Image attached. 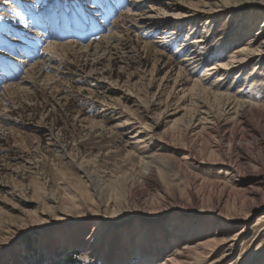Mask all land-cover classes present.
I'll return each instance as SVG.
<instances>
[{"label": "rangeland", "instance_id": "obj_1", "mask_svg": "<svg viewBox=\"0 0 264 264\" xmlns=\"http://www.w3.org/2000/svg\"><path fill=\"white\" fill-rule=\"evenodd\" d=\"M6 1L0 18L21 15L10 24L25 22L35 39L18 30L15 46L23 48L0 46L8 72L1 92L47 43L84 47L117 37L98 52L59 53L58 71H47L34 88L13 89L0 107V264H163L189 242L242 231L228 257L212 245L191 264H249L250 255L263 264L264 123L251 113L258 131L247 127L236 108L214 97L223 73L205 71L246 47L264 28V14L230 8L212 25L191 18L162 35L138 29L127 0H13L10 9ZM209 2L150 0L142 7L162 13L172 4L179 14ZM49 14L67 32L47 34ZM33 21L43 27L32 28ZM198 40L206 49L193 44ZM194 51L197 63L189 60ZM244 68L222 92L242 90L262 104L264 55Z\"/></svg>", "mask_w": 264, "mask_h": 264}, {"label": "bare ground", "instance_id": "obj_2", "mask_svg": "<svg viewBox=\"0 0 264 264\" xmlns=\"http://www.w3.org/2000/svg\"><path fill=\"white\" fill-rule=\"evenodd\" d=\"M253 1H254V3L246 2V0H218V1L210 0V2H213V3H210V2L205 3L201 6H200V4H199V6L198 5H192V4L190 6H183L184 11L182 13H179V14L173 12L172 4H167L164 7L162 13H157L155 11V9L152 8L151 6L146 7V8L142 7V4L150 2V0H127L126 4L130 6V11L133 12V15L136 17L137 21H141V24L139 25L138 29H143L144 31L148 30V31H151L152 33L153 32L155 33L156 31H162V35H165L167 33V31L170 30V26L172 24H174V22H176V23L179 22V24L181 25L182 22L184 23L186 20L191 19V18L203 20V21H205L206 25H212L213 23H215L216 18L220 14L225 13L230 8L235 9V10H243L245 8L256 7L260 13L262 12L264 14V0H253ZM4 3H5L4 5L6 8L10 9L13 7V4H11L8 1H6ZM48 3L51 4V2H48ZM56 6H58L57 3H56ZM176 12H178V11H176ZM259 12L258 13L252 12V15L254 16L253 18L261 17V14H259ZM45 13H47V12H45ZM21 17H22L21 15L16 14L13 16H6L3 18L2 17L0 18V20H1L0 21V29H1L0 35L6 34V36H3V38L0 37L1 48H2V46L4 49H9L10 47H12L13 50L23 48V45L21 42H19L17 47L15 46V43L17 42L15 36L17 34L16 31H18V30H21L22 32H24L27 37L30 36L31 38L35 39L34 33H32L31 30H27V29L24 30L25 22L23 24L14 25V28L10 24V21L14 22V23H19L21 21ZM45 17H46L45 19L48 22H50V24L48 25V28L45 27L47 34H48V32L49 33H65V32H67V30L63 26H60L59 24L53 25L54 23L48 20L50 18V14H49V16H45ZM251 21L252 20H250L249 22L251 23ZM33 23H34V21H33ZM250 23L248 24V28H251ZM35 25H36V23L33 24L32 28L40 29V27L41 28L43 27V25L41 23H38L36 26ZM180 25H178V27ZM28 26H29V24L26 26V28ZM51 26H52V28H51ZM9 27H12L15 30V32L14 33L13 32L12 33L7 32V29ZM79 27H85V24H81ZM115 28H116V25L113 24L111 29L109 30V32ZM239 28H240V26H237V29H239ZM176 29H177V27H176ZM171 31H172V29H171ZM204 32H206V30H204ZM238 32H236L237 36H239L242 33V31L240 33H238ZM246 32H248V31H246ZM115 33H117V32H115ZM233 33H235V32H233ZM115 36L116 35L114 33H109V34L103 35L99 41L89 43L88 45H86L84 47L78 46L80 43L75 44L76 42L75 43H72V42L61 43V42H63V41H61L58 43L57 42H54V43L51 42L50 44L46 42L47 46L41 51L43 54L41 53L42 55H40L39 58L35 62L30 63L29 67L26 69L25 74L23 76H21L20 78H18L17 80H14V82L9 81V84H6L4 86V89L2 90V92L0 91L1 92L0 93V107L3 106V103L7 102V100H8L7 98H8V96H10L11 91L13 89L15 90L17 88L18 90H28L30 88H34L38 82L37 80L41 79L44 76L45 77L48 76L47 74H45L47 71H49L50 69L58 71L59 64H58L57 58L59 57L58 56L59 53H63V52L65 53L68 51H75V50H79V51L82 50L83 52L89 53V51H91V49L92 50L94 49L95 52H98L99 51L98 49L102 47L101 44L105 43V41H107V40H108L107 41L108 43L107 42L106 43H107V46L109 47L112 39H114ZM48 37H50V36H48ZM48 37H46V38H48ZM263 37H264V28H262L255 36H252L249 39V41H247L248 43H247L246 47L234 52V54L230 57L229 61H227L225 63H218V64H215L213 66H210L205 71L206 72L205 76L223 73V74H220L217 76V78H216L217 80L215 81L214 86L212 85L213 86L212 89L215 90V91H212L214 94V97L220 101L226 100L228 102L227 104H228L229 108H230V106H232L231 109L236 108V110L239 112V116L246 123L247 127L251 128V130L254 131L255 133L258 131V129L251 121L248 120L247 117H249V115H251V113H254L256 115V117L259 118V120L263 121V123H264V101L262 104H259L253 100H250V99H248V97L246 98L245 94H241V93H243L242 90H240L238 92L237 96H232L229 92L225 93V92H222V90L226 86L224 82L227 80V78L233 72H235L237 70V67L242 66V68L245 69L244 67L246 66L247 61H249L250 59H252L255 56L262 57L264 55V38ZM38 39H39V37H38ZM5 43H7V44H5ZM206 43H207L206 40H198V41L193 42V44H196L197 46L202 45V47H203L202 49H206V47H205ZM0 52H1V50H0ZM36 55L37 54L35 53L34 56H36ZM7 56L9 58H12L9 54H7ZM199 56L200 55L197 54L196 51H194L190 55L189 60H192L193 62L197 63V61L199 60ZM27 57H29V56H27ZM25 62H26L25 59L20 61V63H25ZM3 69H4V71H3ZM5 73H8L6 71V68L0 66V76L3 77ZM237 74H239V73H237ZM4 77H7V76H4ZM247 79H248V77H246V80ZM251 80L254 81L253 85H255L256 83H255L254 78H251ZM262 93H264V92H262ZM207 122H208V120H207ZM263 184H264V182H263ZM219 217L221 218L222 223L224 225H226L227 227H229V228L235 227L233 220H229L228 218H225L224 216H222L220 214H219ZM223 230H224V228H223ZM263 232H264V230H263ZM242 233H243V231H242ZM242 233L241 232L235 233V234L229 233V232H224L223 234L216 233L214 236L208 235L202 241L195 242V243L191 242L192 245H190V242H189L182 247L175 248L174 250H172L171 254L169 256L170 258L167 259L166 262L163 264H191L192 263L191 261L194 260L195 258H199V257H202L205 254H207L208 253L207 250H209L210 249L209 247H211L212 245H214V247H216L219 251L224 250L225 251L224 256L228 257L230 255V253L234 250L236 243L241 239ZM255 237L257 238V236H255ZM217 249H215V250H217ZM212 251H210V252H212ZM255 257H256L255 255H250L249 264H256V262L259 261V260H257L258 258L256 259ZM262 260H263L262 263L264 264V259H262ZM219 262H220V260H214L211 264H217Z\"/></svg>", "mask_w": 264, "mask_h": 264}, {"label": "trees", "instance_id": "obj_3", "mask_svg": "<svg viewBox=\"0 0 264 264\" xmlns=\"http://www.w3.org/2000/svg\"><path fill=\"white\" fill-rule=\"evenodd\" d=\"M76 255L75 254H73L71 257H75ZM43 260H40V264H43ZM33 264H35V263H33ZM37 264H39V261H38V263Z\"/></svg>", "mask_w": 264, "mask_h": 264}]
</instances>
